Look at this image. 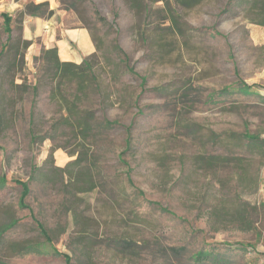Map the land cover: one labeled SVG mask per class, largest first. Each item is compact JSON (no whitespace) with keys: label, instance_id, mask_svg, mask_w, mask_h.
I'll use <instances>...</instances> for the list:
<instances>
[{"label":"rangeland","instance_id":"374dc122","mask_svg":"<svg viewBox=\"0 0 264 264\" xmlns=\"http://www.w3.org/2000/svg\"><path fill=\"white\" fill-rule=\"evenodd\" d=\"M52 4L62 29H87L95 51L81 82L82 61L29 55L18 11L8 42L0 16V224L15 222L1 259L65 264L55 249L70 264H221L198 262L210 250L223 264H264V157L240 136L264 138V0ZM238 79L254 87L244 93ZM85 114L87 132L75 120ZM103 117L131 124L128 147ZM79 164L91 181L74 182ZM16 180L29 186L26 207Z\"/></svg>","mask_w":264,"mask_h":264},{"label":"trees","instance_id":"16d2710c","mask_svg":"<svg viewBox=\"0 0 264 264\" xmlns=\"http://www.w3.org/2000/svg\"><path fill=\"white\" fill-rule=\"evenodd\" d=\"M17 13V12H16ZM19 15H20V21L19 23H21L22 17L24 14L30 15V16H37V17H50L53 14V9H49V3L48 1H42V2H38V3H34V2H27L24 4L23 8L21 10L18 11ZM0 16L2 17V25H3V30L4 32L7 34V42L10 40V33H11V22L12 20L15 21V17H12L11 15H9L8 13L4 12L1 13ZM119 52L122 55L121 61L125 64V68L127 70V72L134 74L137 76V74L133 71L132 67L129 66V64L127 63V56L126 54L122 51L121 48H118ZM3 50V49H2ZM2 50L0 52V54L2 53ZM56 52V48H50V49H46L44 50L43 54H50ZM57 53V52H56ZM58 59V58H57ZM59 61V60H58ZM58 64L60 65H72V63H68V62H59ZM89 64L87 60H83L81 62L80 66H77L78 68H80L79 72L76 73V75L78 76V78L80 79V81L82 82L83 80H87L88 77V71H89ZM64 74H70L71 72L64 70L63 72ZM91 77V76H90ZM139 78V84L142 87L144 84V78L142 76H137ZM92 78V77H91ZM229 86H226L224 88V91L228 90ZM254 85H249L246 84L244 81H242L241 79H238V89L244 93H249L251 88H253ZM34 93H35V87L33 88ZM73 109H71L70 107H68V111L72 112ZM77 124L79 125V128L85 132L90 131L91 127L90 124L88 122L89 120V116L85 115H77V117L75 118ZM101 125H103L104 127L107 126H122L124 131H125V138H124V142L125 145L128 147L130 145L131 142V135H130V128H131V124L129 125H123L121 124L118 120H109L106 117H103ZM241 136V140H247L244 144V146L248 149V150H256L259 154H261V156L264 157V138H261L258 135H252V134H248L247 132H244L243 134L240 135ZM122 153V152H121ZM121 153L118 155V161L122 162L121 160ZM209 159H211V161L216 162V161H221L222 163L224 162H228L227 158L225 156H221V155H217V156H210ZM78 164V160H74L70 165H74L76 166ZM73 180L75 183H81V182H89L92 179V170L91 167L88 165H83L78 167V170H76V172L74 174H72ZM126 179L128 181V183L130 184V186L133 187L134 191L137 194H141V191L139 189H137L133 184L132 181L129 177V170H127L126 172ZM69 181L72 182V179L70 177ZM5 183V178L1 177L0 178V184H4ZM15 183H17L20 187H21V192H20V196H19V205L21 207H26L25 203H24V199L26 198V196L29 194L30 189L28 184L25 181H19L16 180ZM150 204L155 205L160 211L165 212L167 214L170 215H174L173 212H171L169 209H167L166 207L162 206L160 203L158 202H153V201H149ZM33 218V215H32ZM35 219L33 218V221ZM35 223L37 225V229L39 231V234L41 236H43L45 238V240H48V235L46 232L45 227L43 226L42 223L38 222L37 220H35ZM15 224V222H9V223H4V224H0V247L2 244V236L4 235V233L6 231H8L9 228H11L13 225ZM25 251L26 252H38L40 251L39 249H37L36 246H32V245H28L25 246ZM53 252L55 254H62L64 257V261L65 264H70V260L71 257L66 254V253H61L58 252L57 250H53ZM196 258L198 259V262H204L205 260L208 259H212L213 262H217V263H226V259L225 257H220L218 252H212V251H199L196 254ZM224 261V262H223ZM0 264H8L7 262L3 261L0 257Z\"/></svg>","mask_w":264,"mask_h":264},{"label":"crops","instance_id":"0c3cea01","mask_svg":"<svg viewBox=\"0 0 264 264\" xmlns=\"http://www.w3.org/2000/svg\"><path fill=\"white\" fill-rule=\"evenodd\" d=\"M45 0H0V14L8 13L14 17L27 2H42ZM53 9L50 17H37L24 14L21 20L20 33L23 41L28 42L27 52L37 53L42 49L56 48L60 62L79 63L85 56L95 51L90 33L85 28L62 29L61 13L55 11L53 0H46ZM77 30V31H76ZM71 31H76L70 34ZM71 43H76L78 52L70 50Z\"/></svg>","mask_w":264,"mask_h":264},{"label":"bare ground","instance_id":"6f19581e","mask_svg":"<svg viewBox=\"0 0 264 264\" xmlns=\"http://www.w3.org/2000/svg\"><path fill=\"white\" fill-rule=\"evenodd\" d=\"M77 31V30H76ZM76 31H71L70 34H74Z\"/></svg>","mask_w":264,"mask_h":264}]
</instances>
